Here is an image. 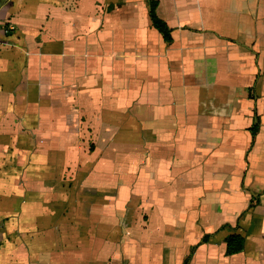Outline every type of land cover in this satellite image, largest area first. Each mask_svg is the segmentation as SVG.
Instances as JSON below:
<instances>
[{"label": "crops", "instance_id": "obj_1", "mask_svg": "<svg viewBox=\"0 0 264 264\" xmlns=\"http://www.w3.org/2000/svg\"><path fill=\"white\" fill-rule=\"evenodd\" d=\"M0 264H264V0H2Z\"/></svg>", "mask_w": 264, "mask_h": 264}, {"label": "trees", "instance_id": "obj_2", "mask_svg": "<svg viewBox=\"0 0 264 264\" xmlns=\"http://www.w3.org/2000/svg\"><path fill=\"white\" fill-rule=\"evenodd\" d=\"M151 19L153 25L163 34L166 39H168L169 30L163 25V23L159 19H157L154 13V8L151 9ZM227 250L229 253H235L237 250H239V245L237 243L236 236H233L228 240Z\"/></svg>", "mask_w": 264, "mask_h": 264}, {"label": "water", "instance_id": "obj_3", "mask_svg": "<svg viewBox=\"0 0 264 264\" xmlns=\"http://www.w3.org/2000/svg\"><path fill=\"white\" fill-rule=\"evenodd\" d=\"M1 4H2V0H0V6H1Z\"/></svg>", "mask_w": 264, "mask_h": 264}]
</instances>
